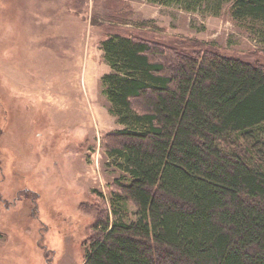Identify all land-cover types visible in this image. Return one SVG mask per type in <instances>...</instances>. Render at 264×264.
Wrapping results in <instances>:
<instances>
[{"label":"trees","instance_id":"trees-1","mask_svg":"<svg viewBox=\"0 0 264 264\" xmlns=\"http://www.w3.org/2000/svg\"><path fill=\"white\" fill-rule=\"evenodd\" d=\"M219 16L264 45V0H148ZM122 172L84 264H264V67L216 53L102 45ZM132 208V209H131Z\"/></svg>","mask_w":264,"mask_h":264},{"label":"rangeland","instance_id":"rangeland-1","mask_svg":"<svg viewBox=\"0 0 264 264\" xmlns=\"http://www.w3.org/2000/svg\"><path fill=\"white\" fill-rule=\"evenodd\" d=\"M230 6L214 16L148 0H0V264H84L110 211L123 174L107 151L122 126L102 43L264 67V45Z\"/></svg>","mask_w":264,"mask_h":264}]
</instances>
